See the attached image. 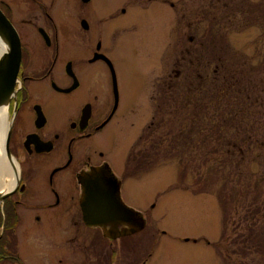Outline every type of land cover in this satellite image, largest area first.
Masks as SVG:
<instances>
[{
    "label": "flooded vegetation",
    "instance_id": "flooded-vegetation-1",
    "mask_svg": "<svg viewBox=\"0 0 264 264\" xmlns=\"http://www.w3.org/2000/svg\"><path fill=\"white\" fill-rule=\"evenodd\" d=\"M252 3L238 12L246 6L241 0H0L21 47L15 93L2 120V155L13 178L0 192V264H148L146 245L153 241L125 195L126 68L112 51L147 32L157 48H203L198 64L190 50V59L170 60L159 94L174 100L185 87L189 96H201L205 123L209 84L219 82L222 68L221 54L208 48H225L226 19L243 14L254 26L264 22V1ZM184 73L189 81L178 84ZM194 75L201 83L194 85ZM114 181L119 201L133 212L93 217L95 224L87 225L86 192L96 194L90 199L96 209L97 193L110 194Z\"/></svg>",
    "mask_w": 264,
    "mask_h": 264
},
{
    "label": "rangeland",
    "instance_id": "rangeland-1",
    "mask_svg": "<svg viewBox=\"0 0 264 264\" xmlns=\"http://www.w3.org/2000/svg\"><path fill=\"white\" fill-rule=\"evenodd\" d=\"M254 1L264 0H241L246 6L238 12ZM247 19H226L225 48H208L221 54L222 68L219 82L209 84L205 123L201 96L197 101L185 87L174 100L159 94L170 60H188L190 50L198 64L203 48H157L149 32L130 46L110 48L126 68L125 195L143 214V235L153 241L146 245L148 264H264V22L254 26ZM185 75L178 84L189 81Z\"/></svg>",
    "mask_w": 264,
    "mask_h": 264
},
{
    "label": "water",
    "instance_id": "water-1",
    "mask_svg": "<svg viewBox=\"0 0 264 264\" xmlns=\"http://www.w3.org/2000/svg\"><path fill=\"white\" fill-rule=\"evenodd\" d=\"M0 40L5 45V50L2 52L0 57V109L3 111L1 117L3 119L4 110L8 106L11 96L15 93V86L17 83V74L19 70L20 57H21V47L20 40L17 32L5 18V16L0 11ZM7 147V140H6ZM5 156L9 158V154L5 152ZM114 180V179H113ZM86 192V201L82 203V214L83 219L87 225H94V218L104 216V218L111 219L112 217L118 215L120 212L132 213V209L126 208L119 201L118 197V187L114 181L113 191L110 194L97 193V198L101 199L102 202L98 203L96 209H93V205L90 204V199L95 197V195ZM125 209H123V208ZM94 217V218H93ZM102 218V217H101ZM94 223V224H93ZM144 223L139 229H142ZM187 240V239H186Z\"/></svg>",
    "mask_w": 264,
    "mask_h": 264
},
{
    "label": "bare ground",
    "instance_id": "bare-ground-1",
    "mask_svg": "<svg viewBox=\"0 0 264 264\" xmlns=\"http://www.w3.org/2000/svg\"><path fill=\"white\" fill-rule=\"evenodd\" d=\"M5 45L4 43L0 40V54L5 50ZM2 109H0V192L4 191L5 189H7L9 187V185L11 184L12 181V172L9 169V167L7 166L3 155H2V149H1V136H2V132H3V123H2V119H1V113L3 111H1Z\"/></svg>",
    "mask_w": 264,
    "mask_h": 264
},
{
    "label": "trees",
    "instance_id": "trees-1",
    "mask_svg": "<svg viewBox=\"0 0 264 264\" xmlns=\"http://www.w3.org/2000/svg\"><path fill=\"white\" fill-rule=\"evenodd\" d=\"M158 147H156V150H157Z\"/></svg>",
    "mask_w": 264,
    "mask_h": 264
}]
</instances>
